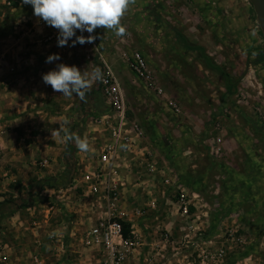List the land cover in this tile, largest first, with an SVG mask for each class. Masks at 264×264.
<instances>
[{"label": "crops", "instance_id": "crops-1", "mask_svg": "<svg viewBox=\"0 0 264 264\" xmlns=\"http://www.w3.org/2000/svg\"><path fill=\"white\" fill-rule=\"evenodd\" d=\"M6 1L0 0V23L6 26L4 31L0 30V201L9 197L15 198L17 193L30 191L35 185L31 189L29 187L39 181L61 183L65 180V186L43 185L40 193L35 196L37 200L46 197L48 199L55 196L64 197L67 192L75 194L73 184L79 178L80 169L84 167V164L92 163L96 159V149L107 136L103 126L96 124V117L109 113V107L104 101L100 83L94 84L86 94L87 100L84 104L87 114H85L81 130L78 132V128L72 129V124L76 121V115L73 112L75 110L73 109V98L54 92L50 85L43 82L42 74L56 69L59 63L67 66L74 65L78 68L75 63L82 54L81 47L78 43L71 46L73 38L68 41V46L59 47L57 45L58 30L34 16L31 5L24 4L22 0H11V5L7 6ZM5 7L9 8L10 14H4ZM148 8V12L153 13L152 7L148 6ZM151 19L155 24L160 22L154 14ZM170 29L180 38L179 31L173 27ZM180 40L182 41L181 38ZM181 44L186 48L183 42ZM50 54H59L60 60L46 63V58ZM101 54L102 58L105 60L108 58L107 60L111 61L114 70L106 61L103 65L105 63L111 68L121 84L135 83L133 73L125 64L115 60L111 53L102 51ZM204 54L209 58L205 49ZM110 55L111 59L108 57ZM165 79L168 85L169 79H172L168 69L165 72ZM220 88L224 91L223 95H227L226 102H230L236 87L227 91L223 80ZM172 95L179 96L176 93ZM172 98L177 101L175 97ZM80 102L81 100L78 101ZM163 104L168 121L166 122L165 118L158 119L162 122L163 128L158 123H154L160 128L161 135L164 132L163 137L161 136V144H155L158 132L153 133L155 138L146 135L141 145H137L134 151L126 157L123 168L120 170L119 182L122 185L119 189L122 204L126 208H144L145 206L146 211L156 208L154 211H149V220L153 222L154 218H159L157 225L168 228L169 233L170 229L178 228L182 235L188 225L200 228L206 221V218L203 220L194 218L195 215L201 213L200 206L206 203L200 202L202 198L222 197L225 199V212L228 214L233 213V209L242 207V221L239 224L243 229L264 231V139L253 136L254 127L256 129L258 127L260 134L263 135V125L258 121H255L256 123L253 121L257 127L248 126L247 123L244 125L246 120L242 113L240 112L238 116V111L234 109V113L230 114L229 123L223 126L220 135L217 136L221 138L222 151L220 157L215 159L210 154L213 152L217 137L211 139L208 136L210 133L207 130L208 123L205 127L203 123L191 121L195 133L185 129L186 126L182 125L179 127L180 131L174 134L175 136L164 137L166 133L164 124L172 127L169 119L177 120L175 117L177 114L165 103ZM158 117V112L152 111L149 118L154 120ZM192 117L200 119L201 115L192 113ZM66 121L70 122L66 124L69 130L82 138L86 137L90 145L88 152H80L76 146L74 147V172L70 178L64 175L65 166L62 157L66 144L62 140L63 134L52 135L54 130L59 129V124ZM254 141L260 142L257 144ZM142 150L147 151L143 156L140 155ZM155 156L162 157L157 160ZM43 160H46L45 164L42 163ZM149 163L156 167L157 174L154 178L146 171V165ZM171 166L176 173L174 183H176L177 191L174 190V192L171 191L173 180L162 173L164 172L162 167ZM162 177L170 179V186L161 183ZM156 186L158 188L155 190ZM179 192H184L191 202L189 206L191 214L187 220L177 211L176 199ZM50 203H53L54 207L57 205V201ZM35 208L31 206L25 210L30 213ZM82 209L80 205L76 212L82 215L81 218L86 224L87 218L82 213ZM22 211L23 209L17 210L12 215L1 218L0 238L5 236L3 227H13L17 222L18 231L20 226L25 225ZM45 212L44 217L47 215V207ZM232 216L233 214L230 219ZM146 220L147 216L143 218L142 224L149 226ZM41 221L45 225L46 220ZM34 222L35 227L31 229L32 248H29L28 242L21 237L20 244H22L17 248V258L11 261V251L8 250L6 264H32L30 260L32 254L39 255L41 264H45L47 255H53L55 249L59 248L58 245L52 247L53 244L41 241L43 238L40 231H44L42 222ZM143 225L141 227L140 224L139 229H142ZM44 233L47 234L45 231ZM17 237L20 238V235L18 234Z\"/></svg>", "mask_w": 264, "mask_h": 264}, {"label": "rangeland", "instance_id": "rangeland-1", "mask_svg": "<svg viewBox=\"0 0 264 264\" xmlns=\"http://www.w3.org/2000/svg\"><path fill=\"white\" fill-rule=\"evenodd\" d=\"M148 6L152 7L153 13L148 12ZM3 11L6 15L10 14L9 8L5 7ZM153 14L160 19V22L155 24L152 21ZM121 24L125 27L126 32L120 37L111 30L95 29L93 32L96 37L94 48L85 50L81 47L82 54L75 64L78 65L81 72H87L89 75L94 67H99L102 70L105 61L113 69L111 61L107 60L108 58L106 60L102 58L101 52L106 51V53H111L115 60L125 64L132 72L126 57L132 51L140 52L145 58L148 68L152 71L157 85L163 88L168 96L173 93L180 96V98L176 95L171 96V98L177 99L180 112L176 113L177 120L169 119L172 127L163 123L166 125L165 138L175 136L174 134L180 131L179 127L182 125L186 126L185 129L195 133L191 121L203 123L205 127L208 123L207 130L210 131L208 136L211 139L216 138L220 135L223 126L229 123L230 114L234 113V109L238 111V116H240V112L242 113L246 120L244 125L257 127L253 121L260 123L255 108L261 106L264 110V60L258 62L259 53L263 49V38L250 0H135V3L129 7L122 18ZM170 27L179 31L186 45L203 47L213 63L219 65L223 71L237 80V86L234 94L231 95L230 102H226L227 95L224 96V91L220 88L223 84L220 73L206 65V60L202 58L200 51H190L184 48L181 44L182 41ZM5 29L6 26L0 23V30L4 31ZM111 55L108 56L109 59H111ZM166 69L172 76L168 85L165 79ZM133 77L135 79L133 84L124 85L118 80L125 95L127 114L140 125L145 135L155 138L153 133L158 132L155 144L160 145L164 132L162 131L161 135L160 128L154 123H158L163 128L162 122H159L158 119L165 118V121H168L167 114L164 112V102L152 90H149L143 81L137 79L134 74ZM253 77L257 83L261 84L262 95H258L256 89L249 83ZM70 98L74 100L73 109L75 110L73 112L76 117L83 116V112L79 110L78 101L80 99L75 94ZM152 111L158 112L157 119L149 118ZM192 113L200 114V119L192 117ZM74 124H72V129H74ZM253 132V136L264 139V131L261 135L258 127L257 129L254 127ZM259 142L254 141L257 144ZM220 154L215 155L214 152H211L210 155L218 159ZM160 157L162 156H155V159L158 160ZM162 168L163 175L165 174L173 180L171 191H177L176 183H174L176 173L173 167ZM35 184L33 183L29 189ZM44 185L65 186V180L61 183L49 181ZM157 188L156 186L155 190ZM75 192V194L67 192L64 197L60 198L55 196L50 199L46 197L37 200L34 197L36 202H34L33 208L36 207L35 210L30 213L25 209L22 211L25 225L20 226L18 231L17 222L13 227H3L5 236H1L0 240L9 247L11 261L17 258V248L22 244H20L21 237L26 240L25 242H28L29 248H32L31 229L35 227L33 222H42L41 220L45 219L46 223L44 225L42 222V225L47 234L40 231L43 238L41 241L53 244L52 247L59 246L53 255L46 254L45 264H98L96 259L85 255L86 250L79 244L84 219L81 218L82 215L80 216L78 211L76 212L80 205L78 190ZM27 194L28 192L24 191L17 193V197H9V199L19 200L27 197ZM51 201H57L55 210H51L47 217H44L46 207ZM200 202L206 203H202L201 213L195 215L194 218L196 220L206 218V221L200 228L195 226L199 230V235L194 238L196 241H212L213 245H218L223 241L225 230L232 227L238 234L243 235L246 242L243 246L231 249L224 264H264V231L251 228L243 229L240 226L242 207L235 208L233 213L228 214L225 212V199L222 197H206L202 198ZM144 208L146 210L145 206ZM150 210L154 211L156 208H150L143 217L145 219L147 216L146 222L149 226L142 224L143 218L137 222L138 225L141 224V227L143 225V228L139 230L146 245L142 247L139 255L131 257L125 264H161L162 262L164 264H186L192 262L193 247L186 242L187 239L184 240V235L188 230L185 229L180 235L178 228L170 229V234L168 228L157 225L159 218H154L153 222L149 220ZM231 214L233 216L230 219ZM155 216L158 215L155 214ZM164 233L170 234L171 243L163 246L161 238ZM18 234L20 238L17 237ZM157 252L159 254H156ZM149 255L151 256L149 257ZM147 257L151 258V263L146 260Z\"/></svg>", "mask_w": 264, "mask_h": 264}, {"label": "built area", "instance_id": "built-area-1", "mask_svg": "<svg viewBox=\"0 0 264 264\" xmlns=\"http://www.w3.org/2000/svg\"><path fill=\"white\" fill-rule=\"evenodd\" d=\"M5 4L10 6L11 0H7ZM81 34L85 37L89 35L87 31L81 33L76 30L77 36ZM80 47L91 50L94 43H85ZM124 56L126 57L125 54ZM126 58L134 76L143 81L145 86L162 99L174 113H179L178 102L157 85L143 55L138 51H132ZM102 71L101 92L109 107V113L96 117V122L103 126L107 136L96 149V159L92 163L84 164L80 169L79 178L73 184L75 191L79 189L78 201L83 207L82 213L87 218L80 233L79 244L86 250L85 255L96 259L98 264H125L131 257L139 255L142 247L146 245L139 230L140 225L137 223L144 217L146 210L140 207L126 208L122 204L119 189L122 185L119 182L120 170L126 157L137 145H141L146 135L140 125L128 116L124 92L111 68L104 63ZM249 83L256 89L258 95H262L261 84L257 83L254 77ZM255 113L264 126L262 107L257 106ZM220 142L221 138L217 137L213 147L215 155L222 151ZM146 152L142 150L140 155L143 156ZM42 163L45 164L46 160ZM146 171L152 178L157 174L156 167L151 163L146 165ZM161 183L170 186V179L162 177ZM176 203L179 215L186 220L189 219L191 202L184 192L178 193ZM54 209L53 203L49 202L47 215ZM186 229L188 231L184 235V240L187 239L186 242L193 247V261L186 264H224L229 251L234 247L243 246L246 242L243 235L238 234L232 227L225 230L223 241L218 245H213L212 241H194L199 230L192 225H188ZM169 243L170 234L164 233L161 245ZM8 249L7 244L0 241V264L8 262ZM149 257L146 260L151 263ZM30 260L32 264L42 263L37 254H32Z\"/></svg>", "mask_w": 264, "mask_h": 264}, {"label": "clouds", "instance_id": "clouds-1", "mask_svg": "<svg viewBox=\"0 0 264 264\" xmlns=\"http://www.w3.org/2000/svg\"><path fill=\"white\" fill-rule=\"evenodd\" d=\"M22 2L32 6L34 16L58 30L57 45L64 47L68 46V41L74 36L71 46L77 43L80 45L94 43L96 37L92 33L97 28L111 30L118 37L123 36L126 29L121 20L135 0H22ZM76 30L81 33L87 31L89 35L77 36ZM58 60L59 54H50L45 62L52 63ZM42 80L46 85H50L54 92L65 97H72L75 94L81 101L86 102V94L94 84L103 81V71L99 67H94L89 75L74 65L59 63L56 69L42 74ZM67 123L70 122L60 123L59 129L54 130L52 135L62 133L65 144L72 142L80 152H88L90 150L88 139L71 132L66 126Z\"/></svg>", "mask_w": 264, "mask_h": 264}, {"label": "trees", "instance_id": "trees-1", "mask_svg": "<svg viewBox=\"0 0 264 264\" xmlns=\"http://www.w3.org/2000/svg\"><path fill=\"white\" fill-rule=\"evenodd\" d=\"M178 35L182 39V42L184 43L183 45L186 48H188L190 50H199L201 52L202 56L204 57V59L206 60V65L220 73V75L222 76V78L224 80V86H225L227 91H231L233 88L236 87L237 80L232 79L229 74H227L225 71H223L217 65L213 64L209 60L207 55L204 54V49L202 47H200V46H188V45H186L183 37L180 34H178ZM263 60H264V53L260 52L258 62H263ZM79 107H80V110L83 112V116H77L75 124L73 125L74 128H78V132L81 130L85 114H87L85 104L83 101H81L79 103ZM74 147H75V144L72 142H69L66 144L64 152H63L62 160H63L64 166H65L64 175L66 176V178H70V176L74 172V155H73ZM43 185H44V183L42 181H39L38 183H36L35 186L30 191H28L27 197H25V198H22L19 200H14V199L8 198V199H4V200L0 201V220L3 217H7V216L12 215L17 210H21V209H25V208L33 206V204L35 202L34 197L40 193L41 189L43 188Z\"/></svg>", "mask_w": 264, "mask_h": 264}, {"label": "water", "instance_id": "water-1", "mask_svg": "<svg viewBox=\"0 0 264 264\" xmlns=\"http://www.w3.org/2000/svg\"><path fill=\"white\" fill-rule=\"evenodd\" d=\"M252 9L254 11L257 25L261 31L263 38V49L264 53V0H250Z\"/></svg>", "mask_w": 264, "mask_h": 264}]
</instances>
